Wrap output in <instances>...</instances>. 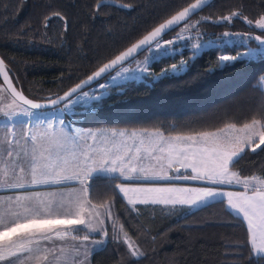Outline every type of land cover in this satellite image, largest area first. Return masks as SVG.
Wrapping results in <instances>:
<instances>
[{
  "label": "trees",
  "instance_id": "obj_1",
  "mask_svg": "<svg viewBox=\"0 0 264 264\" xmlns=\"http://www.w3.org/2000/svg\"><path fill=\"white\" fill-rule=\"evenodd\" d=\"M193 1L0 0V56L16 86L28 97L49 99L67 91ZM233 13L239 16L230 22L220 19ZM261 15L264 0H215L160 41L193 21L197 24L192 37L213 40L214 44L221 43L219 38L225 32L264 38V29L255 25ZM257 46L254 41L229 43L217 50L202 49L196 56L189 47L176 51L153 61L149 73L155 76L146 74L115 86L93 108L75 114V122L89 128L157 130L175 136L243 126L253 119L264 121V90L259 87L264 61H238L221 68L217 59ZM181 61L187 62L184 72L159 77L162 69L179 66ZM230 169L239 178H264V145L246 148ZM116 177L88 182L90 201L108 208L103 233L71 228L77 238L87 235L105 240V245L94 251L92 264H264L252 251L245 222L228 209L225 200L196 208L131 207L117 189L126 180ZM125 236L144 255L132 256Z\"/></svg>",
  "mask_w": 264,
  "mask_h": 264
},
{
  "label": "snow or ice",
  "instance_id": "obj_2",
  "mask_svg": "<svg viewBox=\"0 0 264 264\" xmlns=\"http://www.w3.org/2000/svg\"><path fill=\"white\" fill-rule=\"evenodd\" d=\"M103 2L117 3V0H103ZM207 3L208 0H195L189 7L184 8L164 23H161L138 43L133 44L109 63L104 64L92 76L88 77V80L100 77L107 70L115 68L117 65L121 66L117 76H122L124 79H135L127 75L130 71H140L155 76V73H149L147 66L141 68L139 62L136 69L123 67V62H131L130 58H133V54L137 51L150 52V59L152 60L169 57L170 49L167 45H171L173 41L161 43L157 38L164 32L171 30L181 21H185L190 13L201 9ZM117 6L129 7V5L123 4H117ZM233 16H239V13H233L220 19L230 22ZM245 20H247L246 17ZM247 22L249 24L253 23L250 20ZM255 25L260 29H264V15H261L256 20ZM188 27L189 25L185 24V29ZM233 35L240 34L225 32L223 37L219 38L221 40L219 44H214L212 41L194 44L192 46L194 56L201 54V49L217 50L228 46L229 41L224 38ZM255 39L260 42L255 49L249 47L248 51L234 56H218L219 67L230 66L238 61L246 63L256 62L257 58L260 61H264V39L259 36H256ZM153 41H155L154 45ZM186 67L187 62L181 61L179 66L173 64L170 68L162 69L159 77L175 76L184 72ZM0 74L6 81H9L8 87L11 89L13 97L12 104H15V98L19 97L24 104L30 105L32 109L42 107L41 104L28 100L11 85L8 70H6L2 59H0ZM259 80L261 81L259 87L264 90V77H260ZM82 83H87V81ZM81 87L82 84H77L69 92L65 93V97H70ZM101 87H104V85H101ZM82 95L87 96L88 94L82 93ZM94 99L98 100L99 97ZM57 102V100L48 101L49 104L53 105ZM72 103L73 101L68 100L69 105ZM5 114L8 115L9 113ZM22 114L26 116L34 115L27 109ZM61 123L63 122L61 121ZM227 127L235 128L234 125H228ZM48 128H52L51 123L48 124ZM219 131L223 132V130ZM237 131L246 133L243 139L240 137L222 136L218 133L202 132L199 133V141L192 136L175 137L171 141L166 142V146H160L158 141L156 146L149 147L145 145L143 140H140L139 144L134 148L127 146L123 140L117 142L114 139L105 137H100V146L94 147L93 144L87 142L88 139L93 142L97 141V133L91 130L86 135L65 133L61 136H56L55 133L49 135L47 131H44L38 135L31 134L27 138L22 137L24 145L19 150L15 146L5 147L3 155L9 159H4L2 166H0V188L22 190L15 192L11 196L0 197V208H3V211H0V264H27V262H31V264H61L62 261H67L68 259L65 255L64 247L47 243L41 247L42 241L52 242L55 240L64 241L69 238L77 239L74 235L69 237V231L67 230L74 225L85 226V229L98 231L92 228L91 224H86L83 218L84 209L81 206L82 202L79 195L69 199L66 207L63 198L60 201L55 199V193L32 190L36 186L64 185L68 181L77 180L81 184V192H85V182L88 178L116 179L117 177L114 174L124 175L125 168L127 165H131L133 161H142L148 158L158 163L167 159V163L171 165L172 157L177 155H182L184 160L191 159V163H182L181 166L191 168L196 173V175L182 177L184 179H206L214 185L235 183L243 187V192L227 193L228 206L240 215L246 223V230L249 232V242L255 253L261 259H264V178L252 176L241 179L238 173L230 170V166L237 163L244 152V147H241V144L251 146L258 138L259 143L255 147L264 145V121L253 119L251 124H244ZM12 135L15 136V133H12ZM117 135L123 137L124 133H117L113 130L111 136L116 137ZM132 135L135 136V133ZM129 138L131 139V137ZM29 139L31 144L28 143ZM4 143L9 145L7 139H5ZM16 143L19 144V140ZM133 143L135 144L136 142L133 141ZM108 144H111L110 148L107 147ZM157 151L161 154L167 153V157L154 155ZM113 152L116 153L114 157L111 155ZM142 152L145 155H142ZM13 156L15 158L11 159ZM118 161L120 162L119 167L116 166ZM125 161H127V164H125ZM69 169H71V174H67ZM128 170L132 173L138 171L134 165ZM139 172L145 175V179L149 178L146 167H140ZM118 187L121 188L124 196H128V193L123 191V185ZM249 190H251V195L247 194ZM176 191L179 193L195 192L196 195L194 197L174 195V190L168 188L133 189L134 193H144L146 197H151V199L145 198L139 203H159L170 206L177 204L197 206L224 195L215 187L179 189ZM232 197H236V199L234 200ZM129 203L136 204L137 201L129 198ZM73 207L77 209L75 213L72 211ZM73 214L77 215L76 219L68 218V216ZM258 219L261 222L257 223ZM83 240L87 241L88 236L85 235ZM94 243L101 244L103 242L96 241ZM124 243L132 256L144 255L138 245L134 247L129 242L127 236H125ZM57 251L60 252L59 256L56 255ZM73 251L76 256L81 255L79 247L73 249ZM87 256L88 252L85 247L83 259L74 260V264H84Z\"/></svg>",
  "mask_w": 264,
  "mask_h": 264
},
{
  "label": "rangeland",
  "instance_id": "obj_3",
  "mask_svg": "<svg viewBox=\"0 0 264 264\" xmlns=\"http://www.w3.org/2000/svg\"><path fill=\"white\" fill-rule=\"evenodd\" d=\"M196 24L197 23L195 21L187 24L189 25L187 29H185V26L182 27L179 30V32L174 34L169 39L161 40V43L165 41H173L171 45H167V47L170 49L171 55H174L176 51H181L186 47H189L192 49V46L194 44H197V43L203 44L204 42H206L205 40L200 39L199 37H192L193 36L192 32H193V29H195ZM234 34H240V35H233V36H230L224 39L228 40L229 43H248L249 41H254L258 43V45L260 43L259 41L255 39L257 35L242 34V33H234ZM207 41H212L213 43H215V41L213 40H207ZM150 57H151V53L147 51L142 56L136 57L135 59L131 60V62H128L127 64L123 65V67H127L130 69H136L137 63L139 62V66L141 68L147 66L148 70L150 71V65L153 63V61H155V60L150 59ZM120 70H121V67L118 68L116 71H114L110 76H108L101 83L80 92L78 95L70 99L71 101H73L72 104L69 105L67 101L65 104L57 108H54L51 110H43V111H34L24 105L19 104L17 101L15 104H12L13 98L9 95V93L6 91V89L1 83L0 84V132H11V134L8 137H4V139H7V140L9 138V145H5L4 142L3 143L0 142V166H2L1 161L3 159L2 157H4L3 153H4L5 147L15 146V148L19 150L24 145V139H22V137L27 138L31 134H35L33 132L47 131L49 135H52L53 133H55L56 136L63 135L61 132H88L89 130H91L92 132H112L113 130H115L116 132H161L157 130L128 131V130L113 129V128H89V127H83L75 122V119L77 118L75 114H79L81 112H85L88 109L93 108L94 103L97 101H100L101 98L109 94L115 86L121 85L122 83H125L129 80H140L143 78L144 75L147 74V73H143L140 71H130L129 73H127V75L130 77H134L135 79H124L122 76H117V72ZM113 77H115V79H113ZM101 85H104V87H101ZM82 93H87L88 95L83 96ZM95 97H99V99L98 100L94 99ZM25 109L34 113V115L32 116L23 115L22 113ZM5 113H9V114L6 115ZM61 121L63 123H61ZM49 123L52 124V128H48ZM234 126L235 128H229L226 126L222 129H219V130H223V132L216 130V131H211V133H218L219 135L230 136L232 138L240 137L241 139H243L245 133H238V134H235L234 136H232L231 134L227 135V133L229 132H240V131H237V129H241L243 127V126H236V125ZM12 133H15V136H13ZM106 134H107L106 136L111 135V133H106ZM159 134H162V133H159ZM100 135L99 137H97L96 142H93L91 139H88L87 142L90 144H93L94 147L100 146ZM129 137H131V139ZM136 137L137 136H133V135H124L123 137H120V138L116 136L115 138L110 137L108 139H114L117 142L123 140L127 146L133 147V148L139 144L140 140H143L146 146L152 147L150 143V139L145 138V137H138V138ZM175 137H181V136H169V141H171ZM195 138L200 140L199 136ZM1 140L2 138L0 136V141ZM17 140H19L20 142L19 144L16 143ZM133 141H135L136 143L134 144ZM21 143L23 145H21ZM163 146H166V142H164ZM107 147L110 148L111 144H108ZM258 148L254 147V149H258ZM111 155L114 157L116 153L113 152ZM142 155H145V154L142 152ZM154 155H164L165 157H167V153L161 154L158 151L154 153ZM180 157H181L180 155L172 157V163H176V161H179ZM4 158L8 159L7 157H4ZM14 158L15 156H13L11 159H14ZM181 159L183 160V157H181ZM154 161L155 160L151 158L144 159L142 161H133L134 162L133 164L127 165L124 173H132L128 169L131 168L133 165L136 166L138 169L136 173H140L139 172L140 167H146L147 173L156 172L157 170H161V171H165L166 169L169 170L170 166L167 163V159L159 163L156 161L157 165L152 164L154 163ZM125 164H127V161H125ZM108 166H112V165H108ZM116 166L117 167L120 166L119 161L117 162ZM171 166H173V164ZM174 166H177V164ZM70 172H71V169H69V172L67 174H70ZM115 175H119V174L116 173ZM90 179H87L88 182ZM3 191L4 192L8 191L9 193H5V195H1L3 193H0V197H6L9 194L11 195L17 191H22V190L0 188V192H3ZM0 211H3V208H0Z\"/></svg>",
  "mask_w": 264,
  "mask_h": 264
},
{
  "label": "crops",
  "instance_id": "obj_4",
  "mask_svg": "<svg viewBox=\"0 0 264 264\" xmlns=\"http://www.w3.org/2000/svg\"><path fill=\"white\" fill-rule=\"evenodd\" d=\"M251 124V123H250ZM35 134H39L40 132H33ZM51 133V132H50ZM62 134L68 133V134H79V135H86L87 132H61ZM97 133V137L103 136L105 138H110L112 137L111 135L106 136V133H112V132H95ZM119 133V132H117ZM124 135H132L133 133H136L135 136L138 137H145L150 139V143L152 146H156L157 142H160V146H163L164 142H169V136L171 135H165L163 132H123ZM162 133V134H159ZM238 133H243V132H229L228 134H231L232 136H234L235 134ZM0 136L2 138V140L0 142H5L4 137H8L11 132H0ZM246 134V133H245ZM163 135V136H161ZM119 138L120 136L117 135ZM175 136H181V137H187V136H192V137H198L199 133L197 134H191V135H175ZM25 138V137H24ZM115 138V137H112ZM163 138V139H161ZM197 141H199V139H196ZM9 141V138H8ZM29 144H31V140L29 139L28 141ZM259 143V139L257 138L251 145V146H246V145H241V147H244V150L246 148H250V149H254L255 145ZM21 145H23L21 143ZM261 146V145H260ZM258 148V147H257ZM255 150V149H254ZM181 157H183L182 155H180ZM179 159V161H176V163H172L173 166L169 165V170L166 169L165 171H161V170H157L156 172H152V173H147L148 175V179H145V175L143 173H124V175H115V176H120L121 178H123L124 180H126V182H122L119 183L117 185V189L120 193V195L125 199V201L131 206L134 207L138 204H143V203H139V201L144 200L145 198H149L151 199V197H146V195L144 193H134L133 189H144V188H168V189H173L174 195H183L186 197H194L196 195L195 192H188V193H179L176 190L179 189H200V188H204V187H215L217 188L219 191H221L224 195L223 196H218L215 198V200H225L226 206L228 207V209L234 213L235 215L241 217L240 215H238L236 212L233 211V209L231 207L228 206V197H227V193L229 192H243L244 189L242 186H239L238 184H223V185H214L212 184L210 181L206 180V179H197V180H192V179H184L182 177H188V176H192V175H196V173H194L192 171L191 168H185L182 167L181 164H187V163H191V159L185 161L184 158L183 160ZM2 161L5 159L4 157H2ZM9 159V158H8ZM134 162H132L133 164ZM153 165H157L156 161H154V163H152ZM177 166H174L176 165ZM149 166V165H147ZM156 167V166H155ZM231 170V169H230ZM233 172V171H232ZM71 174V172H70ZM90 179V178H88ZM233 179H235V177H233ZM243 179V178H241ZM86 191L85 192H81V184L79 183V181L77 180H71L66 182L64 185H41V186H36L34 189V191H41V192H45V193H55V199L57 201H60L61 198H63L65 205L67 207V201L69 199H72L74 196L79 195L80 199H81V206L84 209L83 212V218L85 219L86 224H91L92 228L97 229L98 231H91L86 229L87 231H89L92 234H101L103 233V230L105 229V224H106V217H107V212H108V208L105 206H100V205H96L94 203H92L89 199V191H88V180H86ZM120 185H123V191H126L128 193V196H124L123 192L121 191V188L118 187ZM3 193L1 195H5V193H9L8 191L6 192H0ZM14 194V193H13ZM11 194V195H13ZM248 195H251V190L248 191L247 193ZM10 194L8 196H11ZM51 198V197H50ZM129 198L136 200L137 203L136 204H130L129 203ZM232 199H236V197H232ZM213 201H208L206 203L203 204H199L197 206H188V205H184V206H188L191 208H196V207H200L203 205H206L208 203H211ZM152 204V203H149ZM158 205H163V204H159ZM177 205H181V204H177ZM163 206H170V205H163ZM73 213H75L77 211V209L75 207H73L72 209ZM68 218H72V219H76L77 215L73 214L68 216ZM257 223L261 222L259 219L256 221ZM246 224V223H245ZM74 226H78L81 228H85V226H80V225H74ZM74 226H70L67 230L69 231V237L73 236L71 228ZM64 230V229H62ZM96 241H102L103 243L101 244H95L94 242ZM47 243L49 245L51 244H55V245H62L65 249V255L68 257L67 261H62L61 264H74V260L75 261H79L81 259H83V253L85 251V247L87 249L88 252V256H87V260L84 262V264H92V255L94 253V251L102 248L105 245V240L104 239H99V238H89L87 241H84L83 238H77V239H67L64 241H59V240H55L52 242H41V247H43V245ZM79 247L80 248V252L81 255L80 256H76L75 252L73 251V249ZM252 247V245H251ZM252 251L253 253L258 256L255 251L253 250L252 247ZM56 255L59 256L60 252L57 251ZM51 259V257H50ZM27 264H31V262H27Z\"/></svg>",
  "mask_w": 264,
  "mask_h": 264
},
{
  "label": "water",
  "instance_id": "obj_5",
  "mask_svg": "<svg viewBox=\"0 0 264 264\" xmlns=\"http://www.w3.org/2000/svg\"><path fill=\"white\" fill-rule=\"evenodd\" d=\"M215 0H208V3L205 5V6H203L201 9H197L195 12H193V13H190V15L186 18V20L185 21H181L178 25H176V26H174L171 30H168V31H166V32H164L160 37H158L157 39H162L165 35H167L169 32H171V31H173L174 29H176V28H178L180 25H182V24H184V23H186L187 21H189L194 15H196V14H198L199 12H201L203 9H205L207 6H209L212 2H214ZM195 2V0L193 1V2H191L190 4H188L187 6H185L184 8H187V7H189L191 4H193ZM184 8H182L181 10H179L178 12H180V11H182ZM178 12H176L175 14H173V15H171L170 17H168L166 20H168V19H170L172 16H174V15H176ZM166 20H164L163 22H161V23H164ZM160 23V24H161ZM160 24H158L156 27H158ZM156 27H154L152 30H150L149 32H147L144 36H146V35H148L150 32H152ZM144 36H142L140 39H138L136 42H134L133 44H136V43H138L141 39H143V37ZM133 44H131L130 46H128L127 48H129V47H131ZM155 44V41H153V45ZM126 48V49H127ZM125 49V50H126ZM125 50H123V51H125ZM122 51V52H123ZM122 52H120L119 54H117V55H120ZM144 51H137V52H135L134 54H133V58H130V60H133V59H135L136 57H138L140 54H142ZM116 55V56H117ZM115 56V57H116ZM114 57V58H115ZM114 58H112V59H114ZM0 59H2L3 60V58L0 56ZM111 59V60H112ZM111 60H109L108 62H106V63H104V64H107V63H109ZM4 61V60H3ZM129 61H125V62H123V65H125V64H127ZM103 64V65H104ZM4 65H5V68H6V70H8L7 69V66H6V63H5V61H4ZM102 65V66H103ZM102 66H100V67H102ZM99 67V68H100ZM121 66L120 65H117L115 68H110L109 70H107L105 73H103L100 77H98V78H94V79H92V80H88V77H90V76H92L93 75V73H95L96 71H98L99 70V68L98 69H96L93 73H91L90 75H88L86 78H84V79H82L81 81H79L77 84H82V87L80 88V89H78L77 90V92L76 93H73L70 97H65V93H67V92H69L72 88H74L77 84H75L74 86H72L71 88H69L67 91H65V92H63L62 94H60V95H57V96H55V97H52V98H49V99H45V100H36V99H32V98H30V97H28L20 88H18L17 86H16V84H15V82H14V80H13V78H12V76H11V74L9 73V70H8V76H9V78H10V82H11V85L18 91V92H20L24 97H26L28 100H31V101H33L34 103H39V104H41L42 105V107L41 108H39V109H32L31 108V106L30 105H26V104H24L23 103V101L22 100H20V98L19 97H16L15 99H16V101L19 103V104H21V105H24V106H26V107H28V108H30V109H32V110H34V111H43V110H51V109H54V108H57V107H59V106H61V105H63V104H65L68 100H70V99H72L73 97H75L76 95H78L80 92H82V91H84V90H86V89H88L89 87H91V86H93L94 84H96L97 82H99L100 80H102L103 78H105L106 76H108V75H110V74H112L114 71H116L118 68H120ZM0 80H1V83H2V85L4 86V88L6 89V91L9 93V95L12 97V95H11V89L8 87V83H9V81H6L4 78H3V76H2V74H0ZM85 81H87V83H82V82H85ZM13 98V97H12ZM59 98H64V99H59ZM50 100H57L58 102L56 103V104H49L48 103V101H50Z\"/></svg>",
  "mask_w": 264,
  "mask_h": 264
}]
</instances>
